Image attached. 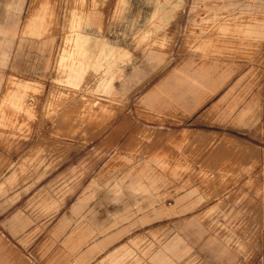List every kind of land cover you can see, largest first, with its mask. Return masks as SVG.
<instances>
[{
	"label": "rangeland",
	"instance_id": "rangeland-1",
	"mask_svg": "<svg viewBox=\"0 0 264 264\" xmlns=\"http://www.w3.org/2000/svg\"><path fill=\"white\" fill-rule=\"evenodd\" d=\"M0 264H264V0H0Z\"/></svg>",
	"mask_w": 264,
	"mask_h": 264
},
{
	"label": "crops",
	"instance_id": "crops-1",
	"mask_svg": "<svg viewBox=\"0 0 264 264\" xmlns=\"http://www.w3.org/2000/svg\"><path fill=\"white\" fill-rule=\"evenodd\" d=\"M95 23H96V21H88L87 24H86V26H87V28L88 27H92L93 24H95ZM81 37L84 38V41L83 42H85V45H80L79 48H78V50L74 54H83V53L87 52L90 57H94L95 58L92 61V65L93 64L94 65L98 64L100 58L103 57V55L108 54L109 48H112V49L115 48L113 44L111 45L108 41H106L107 40L106 37H102V35H99L98 33L93 32V31H90V30L86 34H84L83 36H81ZM100 40H101V42H100ZM91 43H93L92 46L90 45ZM97 43H99L100 46L98 47L99 49L96 52V49H97L96 48V44ZM69 55H72V54H69ZM67 66H69V67L72 68V71H71V75L70 76L74 75V76L77 77L82 71H84L83 69H84L85 64L83 62H81V61L70 60L67 63ZM76 77H74V78H76ZM101 107H103V106H101ZM117 117H118V115L114 118V120H112L111 122L108 123V126L110 125V123H112V122L114 123V121L117 120ZM108 126H104L100 130H98L97 134H95L93 136V138L98 137L104 130H106V127H108ZM128 126H129V122H126L125 121V123H120L112 131L111 135L107 138L108 141H106V142L107 143L110 142L111 144H113L114 141L119 140V138H121V136L124 134V132H125V130H126V128ZM115 161H116V157L112 158L107 163H105V165L102 166L101 169L97 173H105V174H119V173H129V172L133 173L134 176L132 177V179L130 181L129 180H125V178L127 176H122L120 178V180H117L115 182V184H126V182H129V184H132L134 181L137 180L136 167H135L134 163H132L133 162L132 161V158L131 159H127V161H125V162H123V161L122 162H119L118 164H115ZM98 162H95V164H94V166H92V169L90 170V172L93 171L96 168ZM97 185L98 184H88L86 186L85 190L80 195L78 201L73 206V210L75 212L81 210L80 207L83 206L85 199L89 196L88 195V192L91 193V189H93ZM112 197H113L112 198L113 200H116L118 198V195L115 194V193H113ZM64 202H65V200H64ZM64 202H63V204H64ZM60 207L61 206L56 207L55 208L56 211ZM77 209H79V210H77Z\"/></svg>",
	"mask_w": 264,
	"mask_h": 264
}]
</instances>
